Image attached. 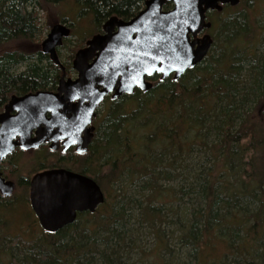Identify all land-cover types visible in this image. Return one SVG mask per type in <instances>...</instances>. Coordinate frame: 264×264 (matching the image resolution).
Returning a JSON list of instances; mask_svg holds the SVG:
<instances>
[{
  "label": "trees",
  "instance_id": "trees-1",
  "mask_svg": "<svg viewBox=\"0 0 264 264\" xmlns=\"http://www.w3.org/2000/svg\"><path fill=\"white\" fill-rule=\"evenodd\" d=\"M145 1L0 0V112L12 95L56 88L61 68L39 47L47 5L76 8L71 18L59 11V20H71L80 48L107 18L128 20ZM255 3L225 5L223 16L209 11L211 46L177 81L154 75L147 92L107 97L85 154L29 150V173L74 170L99 185L104 201L55 232L32 219L14 234L11 216L27 193L0 194V264H264V25ZM72 56L62 61L69 74ZM0 170L28 190L13 153ZM142 227L154 238L147 254ZM7 236L15 243L5 250Z\"/></svg>",
  "mask_w": 264,
  "mask_h": 264
},
{
  "label": "water",
  "instance_id": "water-1",
  "mask_svg": "<svg viewBox=\"0 0 264 264\" xmlns=\"http://www.w3.org/2000/svg\"><path fill=\"white\" fill-rule=\"evenodd\" d=\"M167 1L172 6L163 9ZM239 1L146 0L128 20L110 16L102 32L75 52L71 64L75 78H65L57 56V48L70 37L71 29L63 21L53 24L41 42V51L60 66L62 74L54 91L12 95L6 102L0 112V151L4 153L0 164L16 146L29 150L49 143V150L56 151L61 143L63 152L72 146L77 154H85L94 135L96 110L106 96L114 100L135 90L147 92L153 87L149 78L154 75L177 81L211 46L208 33L198 36L211 26L207 12L236 6ZM13 190L14 182L6 180L0 170V194L10 196ZM29 199L41 228L55 232L72 223L77 213L94 212L103 203L104 193L89 176L50 168L31 176Z\"/></svg>",
  "mask_w": 264,
  "mask_h": 264
},
{
  "label": "rangeland",
  "instance_id": "rangeland-1",
  "mask_svg": "<svg viewBox=\"0 0 264 264\" xmlns=\"http://www.w3.org/2000/svg\"><path fill=\"white\" fill-rule=\"evenodd\" d=\"M255 4H256L255 13L258 15L257 18L260 20L261 24L264 25V0H256ZM46 7H47L46 11H40V27L42 29L41 33L39 34V47H40V49H41L42 40L46 37V35L48 34V32H49L50 28L52 27V25L54 23H56L54 21L58 20V22H60V20H59L60 18L59 17H60L61 13L59 11H61L62 9H63L64 12L66 11L67 12L66 16H68L69 18H71L76 12V8H73L72 10L70 9V11H68L64 6H59L57 4L51 5V6L47 5ZM261 9L263 11H260ZM217 12L219 13L218 15H220V16L224 15V11H222V10L221 11H217ZM76 20H78V19L76 18ZM70 21L67 20L65 23L67 25H70V23H71ZM84 22L82 21L81 23L83 24ZM211 26H212V23H211ZM211 26L208 28V31L204 30L201 33L202 34L208 33L209 35L210 34L211 35L214 34V27L211 28ZM98 33H100V32H98ZM69 38H70V42L67 43V46L62 48L60 53L57 52V56H58V59H59L61 65H62V61L68 60L69 57L73 55L72 59H71V64H72V60L74 58V54L79 49V48H76V37L73 35V36H71ZM84 46L85 45H83L82 47H84ZM82 47H80V48H82ZM64 73H65V78L66 77H69V78H75L76 77V72L74 70H73L72 74H69L68 71L65 72V70H64ZM61 74H62V70H61ZM106 109L107 108H106V104H105V101H104L98 107V109L96 111V113H97L96 116L97 117L102 116L106 112L105 111ZM29 154H31V152H29V150H28L25 154H20L16 158L17 163L20 165V174L22 176L26 177V178L27 177L31 178V176L36 173V172L29 173L30 172L29 167L32 164V161H31L32 160L31 159L32 154L31 155H29ZM191 159H193V160H198L199 159L200 160L199 163L204 161L206 166L209 163V160L207 159V157L203 153H201V155H199V156L196 153H193L192 156H191ZM9 179L14 180V177L11 176V178H9ZM161 183H163L165 186H175L177 184V179L176 180L162 179ZM119 185L120 184H118L116 186L117 191L118 192H123V188L121 190V186H119ZM114 187H113V190H114ZM122 187H123V185H122ZM129 188H134V186H131ZM26 193L27 192L21 191L20 188H15V191H14L13 194H15L17 198H20V197H23L22 195H24ZM12 214H13V216H11V217L14 219L15 222H14V226L11 229V233H14V234L17 233V232H20L19 231L20 230L19 227H21V225H22L23 228H26L27 225L29 224L28 220H32V217H34V215H32L28 211V208L25 205L22 206V204L19 206V208L16 209L15 213H12ZM135 226L137 227L138 225L137 224L134 225V229H135ZM171 227H173V225H171ZM148 231L149 230H147V229H145L143 227L142 228H137V233L140 232V235H138V236H139V238L141 240L142 247L144 248L145 251H147L146 254L154 246V238H153L152 234H150ZM2 242H3L2 245L5 247L3 249H5V250H7V248H9V244H11V243L14 244L15 243L14 241L13 242L11 241V237L10 236L4 237ZM2 259L4 261H6L4 259V255L2 256Z\"/></svg>",
  "mask_w": 264,
  "mask_h": 264
},
{
  "label": "flooded vegetation",
  "instance_id": "flooded-vegetation-1",
  "mask_svg": "<svg viewBox=\"0 0 264 264\" xmlns=\"http://www.w3.org/2000/svg\"><path fill=\"white\" fill-rule=\"evenodd\" d=\"M202 35V33H200L199 34V36H201ZM107 97H109L110 98V95H108V96H106V98ZM105 98V99H106ZM48 145H49V143H44L43 145H41V146H45V147H47L48 148ZM20 151H23L22 149H20L18 146H16L15 147V149H14V151L12 152L14 155H15V157L17 158L18 157V153H20ZM56 151H61L62 153H66V152H70V153H73V154H75V155H79V154H77L76 152H75V149H74V147H69L65 152H63L62 151V146H61V143H60V146H59V148L56 150ZM12 153L11 154H9V155H12ZM9 155H7V156H9ZM6 158V157H5ZM4 158V159H5ZM3 159V160H4ZM71 171H74V170H71ZM74 172H76V171H74ZM77 173H79V172H77ZM3 176V175H2ZM22 176V175H21ZM23 177V176H22ZM24 179H25V177H23ZM6 180H11V179H9L8 177L7 178H5ZM29 180H30V178L28 177V179H25L24 181L27 183V186H28V190L27 191H25V192H27V198H25V199H22V198H20V200H22V206L23 205H25L27 208H28V211L32 214V215H34V217H32V219H34V221H36V223H38V219H37V217H36V215L34 214V212H33V210H32V208H31V204H30V199H29ZM11 181H13L14 182V190H13V192H12V194L10 195V196H12L13 195V193H14V191H15V188H16V186H17V183H18V181H17V178H15L14 180H11ZM23 181V182H24ZM24 182V183H25ZM3 196V195H2Z\"/></svg>",
  "mask_w": 264,
  "mask_h": 264
},
{
  "label": "snow or ice",
  "instance_id": "snow-or-ice-1",
  "mask_svg": "<svg viewBox=\"0 0 264 264\" xmlns=\"http://www.w3.org/2000/svg\"><path fill=\"white\" fill-rule=\"evenodd\" d=\"M187 21H185L186 23ZM147 55V54H146ZM160 71H164V69H159ZM144 71L149 72L148 68H145ZM176 71H183V68H177ZM166 74V73H165ZM4 153L2 151H0V155H3Z\"/></svg>",
  "mask_w": 264,
  "mask_h": 264
}]
</instances>
